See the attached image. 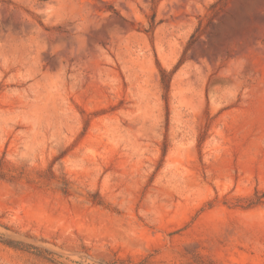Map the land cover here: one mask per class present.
<instances>
[{
  "label": "rangeland",
  "instance_id": "374dc122",
  "mask_svg": "<svg viewBox=\"0 0 264 264\" xmlns=\"http://www.w3.org/2000/svg\"><path fill=\"white\" fill-rule=\"evenodd\" d=\"M0 264H264V0H0Z\"/></svg>",
  "mask_w": 264,
  "mask_h": 264
},
{
  "label": "trees",
  "instance_id": "16d2710c",
  "mask_svg": "<svg viewBox=\"0 0 264 264\" xmlns=\"http://www.w3.org/2000/svg\"><path fill=\"white\" fill-rule=\"evenodd\" d=\"M160 73H161V80H162V82H166V80H165L166 79V73H165V71L164 70H161ZM65 185H67V184H65ZM66 191L67 190L64 189V192H66ZM2 242L3 243H6V244H8L10 246H13V247H17L18 244L22 243V242H19V241H12V240H2Z\"/></svg>",
  "mask_w": 264,
  "mask_h": 264
}]
</instances>
